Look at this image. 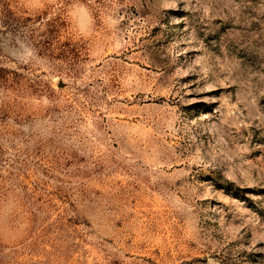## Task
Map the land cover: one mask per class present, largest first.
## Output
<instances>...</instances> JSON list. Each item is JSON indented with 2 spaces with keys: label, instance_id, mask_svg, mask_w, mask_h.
Returning a JSON list of instances; mask_svg holds the SVG:
<instances>
[{
  "label": "rangeland",
  "instance_id": "374dc122",
  "mask_svg": "<svg viewBox=\"0 0 264 264\" xmlns=\"http://www.w3.org/2000/svg\"><path fill=\"white\" fill-rule=\"evenodd\" d=\"M0 264H264V0H0Z\"/></svg>",
  "mask_w": 264,
  "mask_h": 264
}]
</instances>
